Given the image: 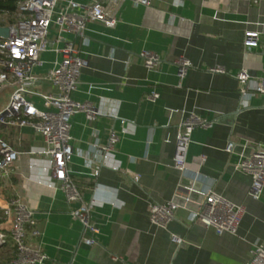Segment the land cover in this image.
Returning a JSON list of instances; mask_svg holds the SVG:
<instances>
[{
  "label": "crops",
  "instance_id": "0c3cea01",
  "mask_svg": "<svg viewBox=\"0 0 264 264\" xmlns=\"http://www.w3.org/2000/svg\"><path fill=\"white\" fill-rule=\"evenodd\" d=\"M76 1L88 5L93 0ZM250 29L261 34L258 47L248 50L244 39ZM64 35L75 40L88 60L71 97L102 112L94 120L84 112L73 115L74 153L68 165L83 199L94 202L90 221L99 228L95 244L83 241L89 233L71 214L79 202H69L59 185L49 186V156L38 153L43 137L30 126L0 124V137L19 152L9 181L0 183V204L18 193L35 211L40 235L28 240L48 256L44 264H246L254 244L264 242V192L259 200L251 198V176L234 165L242 152L264 146V94L249 95L244 104L235 75L247 69L264 76V0H152L150 6L125 0L115 27L87 22L86 44L72 33ZM56 37L52 27L49 39ZM144 49L162 56L154 70L144 66ZM180 55L193 63L185 78L177 73ZM40 58L43 65L33 73L43 77L63 54L48 50ZM215 65L227 73L210 72ZM39 88L57 92L45 78ZM152 90L159 92L156 101L147 99ZM5 91L9 94L6 102L0 97V110L13 88ZM29 99L46 108L41 97ZM189 111L215 123L193 131L182 176L173 166L176 132ZM123 119L127 132L122 131ZM112 131L119 134L111 160L119 170L103 165L95 147L106 144ZM230 140L236 143L231 153L226 151ZM180 182L197 189L210 185L243 204L246 213L237 234H219L193 222L194 203L179 208L167 229L153 225L149 203H183L175 195ZM192 197L202 195L193 192ZM173 233L184 238L182 245L172 242ZM12 251L11 244L0 249V260L8 261Z\"/></svg>",
  "mask_w": 264,
  "mask_h": 264
},
{
  "label": "built area",
  "instance_id": "2783aa9c",
  "mask_svg": "<svg viewBox=\"0 0 264 264\" xmlns=\"http://www.w3.org/2000/svg\"><path fill=\"white\" fill-rule=\"evenodd\" d=\"M125 0H93L83 5L76 0H19L17 9L12 14L0 12V27L8 28V35H0V93L7 87H12L7 105L0 110V124L12 126H30L43 137L44 145L39 154L49 156L50 182L49 186H57L63 190L69 202H79L72 209V216L82 224L89 235L83 237L87 244L97 242L95 234L99 228L90 221L93 201H85L80 190L74 184L68 168L74 148L71 143V119L74 114L84 112L89 120H94L102 114L101 110L88 102H79L71 97L77 88L83 68L88 66V60L81 55L75 40L67 39L64 34L72 33L82 44L88 42L86 35L87 22L98 21L107 27H115L119 21V10ZM135 5L150 6L152 0H131ZM258 4L260 0H251ZM82 10L79 12V10ZM52 27L57 31V37L50 41ZM260 29L245 31L244 45L250 50L258 47ZM63 43V46H59ZM52 44V45H51ZM54 50L63 54L60 61L43 77L33 73V69L43 65L40 54ZM140 57L148 70H154L162 61V56L151 50H142ZM176 64L178 76L185 78L192 61L185 55H180ZM212 73L226 74L221 65L209 68ZM240 85L242 102L246 104L247 96L264 94V76H254L247 69H242L235 75ZM47 79L57 87V92L47 93L39 88V81ZM39 96L44 100L45 109H41L29 99V96ZM159 92L152 90L147 99L156 101ZM123 132L128 131V121L122 120ZM215 120L199 116L194 111L187 112L180 122L176 132V153L173 166L180 170L182 176L187 173V153L192 141V133L196 128H210ZM119 134L112 131L106 144L96 143L100 162L114 170L121 169L112 162ZM236 143L230 140L226 146L227 152H233ZM19 152L0 137V183H7L11 176V167L17 160ZM235 170L251 176L252 183L249 195L259 200L264 192V146H257L246 154L242 152ZM131 173L130 170H124ZM193 180H198L195 174ZM139 175H134L138 181ZM202 195L200 199L192 197V193ZM175 195L183 198V203L174 199L167 202H150L149 216L153 225L167 229L175 218L179 208H187L195 204L193 222L205 227H212L217 233L229 232L237 234L242 219L246 213L243 204L234 203L215 189L206 185L201 189L186 186L180 182ZM40 231L37 227L35 211L30 208L22 196L15 193L8 198L5 205L0 204V249L11 244V258L0 264H44L48 256L41 248L33 246L28 238L37 237ZM172 242L182 245L184 238L171 234ZM246 264H264V242L254 244L250 260Z\"/></svg>",
  "mask_w": 264,
  "mask_h": 264
},
{
  "label": "trees",
  "instance_id": "16d2710c",
  "mask_svg": "<svg viewBox=\"0 0 264 264\" xmlns=\"http://www.w3.org/2000/svg\"><path fill=\"white\" fill-rule=\"evenodd\" d=\"M19 0H0V12L12 14L17 9Z\"/></svg>",
  "mask_w": 264,
  "mask_h": 264
},
{
  "label": "water",
  "instance_id": "95a60500",
  "mask_svg": "<svg viewBox=\"0 0 264 264\" xmlns=\"http://www.w3.org/2000/svg\"><path fill=\"white\" fill-rule=\"evenodd\" d=\"M0 35L7 36L8 35V28L0 27Z\"/></svg>",
  "mask_w": 264,
  "mask_h": 264
},
{
  "label": "rangeland",
  "instance_id": "374dc122",
  "mask_svg": "<svg viewBox=\"0 0 264 264\" xmlns=\"http://www.w3.org/2000/svg\"><path fill=\"white\" fill-rule=\"evenodd\" d=\"M0 19H1V17H0ZM8 94H9V91L2 92L0 97L3 98V99L5 98L4 101L6 102Z\"/></svg>",
  "mask_w": 264,
  "mask_h": 264
}]
</instances>
